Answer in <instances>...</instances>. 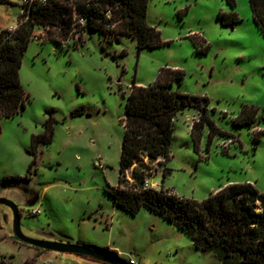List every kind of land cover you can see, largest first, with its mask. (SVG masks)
I'll use <instances>...</instances> for the list:
<instances>
[{"label": "rangeland", "instance_id": "1", "mask_svg": "<svg viewBox=\"0 0 264 264\" xmlns=\"http://www.w3.org/2000/svg\"><path fill=\"white\" fill-rule=\"evenodd\" d=\"M22 3L0 4V30L17 25ZM236 3L242 21L230 27L218 19L220 12L232 11L227 0H150L148 23L169 43L141 51L130 35L117 41L111 40L113 32L106 37L88 31L82 43H58L48 39L46 27H36L21 68L30 101L22 113L2 120L0 135V197L18 205L26 235L109 247L137 264H221L159 214L144 209L132 215L118 207L108 188L120 175L122 118L131 86L152 83L169 66L185 72L174 88L208 96L212 118L235 135L210 141L206 126L196 149L191 124L199 111L181 113L168 162L172 173L158 186L196 200L229 181L250 180L264 192V133L259 142L254 134L264 130V35L250 0ZM244 104L260 107L253 128L231 119ZM76 107H83L82 115L72 116ZM47 122L54 127V140L40 147L31 180H6L27 174L34 160L27 148L33 134L47 130ZM157 167L162 181L164 167ZM33 208L41 213L29 215ZM0 264L106 263L21 242L12 208L0 204Z\"/></svg>", "mask_w": 264, "mask_h": 264}, {"label": "trees", "instance_id": "2", "mask_svg": "<svg viewBox=\"0 0 264 264\" xmlns=\"http://www.w3.org/2000/svg\"><path fill=\"white\" fill-rule=\"evenodd\" d=\"M227 1L232 11L220 12L218 19L225 26L235 27L242 18L235 10L236 0ZM149 3L150 0H47L40 2L37 8L25 3L26 12L20 15V25L15 30H0V135L2 120L22 113L30 101V94L21 81V68L38 25L46 27L48 39L58 43L71 39L76 44L82 43L86 32L99 31L106 37L113 32L115 36L111 40L117 41L123 35H130L137 40L139 51L161 47L169 42L163 39L160 29L148 23ZM250 4L254 21L264 35V0H250ZM109 10L112 11L111 17L106 14ZM82 17L84 22L80 21ZM194 43L198 46L197 41ZM184 75L182 69L166 66L148 85L133 82L122 118L124 135L120 175L117 185L110 186L108 192L118 207L132 215L143 208L159 214L188 235L199 251L213 253L219 263L264 264V192L253 183L227 184L203 200L179 196L164 185L159 189L144 187L145 180L158 171V165L164 167L163 183L172 173L168 162L172 157L176 119L186 110L195 108L199 111L191 130L196 149L206 126L209 127L210 141L218 135H235L220 128L212 118L214 109L210 107L208 96L174 88L177 83H182ZM83 110V107H76L71 114L82 115ZM259 111L260 107L244 104L231 119L236 126L253 128ZM45 126L46 131L32 135L27 148L34 157L27 174L8 176L6 180H31L41 145H49L54 140L53 125L47 122ZM263 133V129L254 131L256 142L261 140ZM85 245L120 257L109 247Z\"/></svg>", "mask_w": 264, "mask_h": 264}, {"label": "water", "instance_id": "3", "mask_svg": "<svg viewBox=\"0 0 264 264\" xmlns=\"http://www.w3.org/2000/svg\"><path fill=\"white\" fill-rule=\"evenodd\" d=\"M0 0V4H1ZM0 204H6L10 206L14 212V231L15 236L23 243L29 244L42 249H50L58 252H68L75 253L78 255L86 256L89 258H94L106 264H131L130 262L116 257L112 254L106 253L104 251H100L93 247L87 246L85 244L79 243H69L55 240H46L35 237H30L26 235L21 227V212L18 205L12 200L0 197Z\"/></svg>", "mask_w": 264, "mask_h": 264}, {"label": "built area", "instance_id": "4", "mask_svg": "<svg viewBox=\"0 0 264 264\" xmlns=\"http://www.w3.org/2000/svg\"><path fill=\"white\" fill-rule=\"evenodd\" d=\"M46 1L47 0H23V3L21 5L20 15H23L26 12L25 7L23 6L25 3H28L29 2L30 4H34V7L37 8L39 6L40 2H46ZM106 14L109 17H111L112 11L109 10V11L106 12ZM80 21L81 22H84L85 19L82 17V18H80ZM20 23H21V19L19 21H17V25L15 24V26L14 25L13 26H10L9 29L10 30H15L20 25ZM158 185H159L158 183L151 182L150 181V178H147L145 180V182H144V187L145 188L153 187V188H158L159 189L160 187ZM40 213H41V210L39 208L38 209L37 208H33V209H29L28 210V214L29 215H38ZM130 262L133 263V261H130Z\"/></svg>", "mask_w": 264, "mask_h": 264}, {"label": "crops", "instance_id": "5", "mask_svg": "<svg viewBox=\"0 0 264 264\" xmlns=\"http://www.w3.org/2000/svg\"><path fill=\"white\" fill-rule=\"evenodd\" d=\"M13 26V25H12ZM15 26V25H14ZM236 116V115H235ZM195 119H197V117H195ZM193 124V123H192ZM192 124H191V128H192ZM192 130V129H191ZM31 143V142H30ZM42 145H45V144H42ZM41 145V146H42ZM50 145V144H49ZM159 174V173H158ZM158 174H155L154 176H152L151 178H150V181L151 182H154V183H158V184H163V181H159L156 177H157V175ZM247 182H251L250 180H247ZM230 183H242V182H238V181H229V182H227V183H225L224 185H222V186H219L218 188H216V189H214L213 191H217V190H219V189H221L222 187H224L225 185H227V184H230ZM252 183V182H251ZM144 209H147V208H143L142 210H144ZM141 210V211H142ZM149 210V209H148ZM171 225H173V226H175L174 224H172V223H170ZM175 227H177V226H175ZM194 244V243H193ZM118 254L119 255H121V252L119 251L118 252ZM131 261H133V264H137L135 261H134V259H131ZM222 264V263H221Z\"/></svg>", "mask_w": 264, "mask_h": 264}]
</instances>
